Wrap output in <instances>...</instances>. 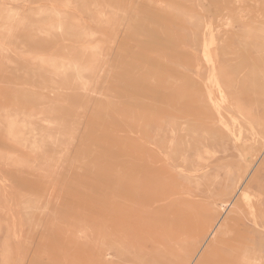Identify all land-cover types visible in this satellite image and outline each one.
I'll use <instances>...</instances> for the list:
<instances>
[{"label":"rangeland","instance_id":"obj_1","mask_svg":"<svg viewBox=\"0 0 264 264\" xmlns=\"http://www.w3.org/2000/svg\"><path fill=\"white\" fill-rule=\"evenodd\" d=\"M261 36L264 0H0V264H195L230 201L198 264L263 263Z\"/></svg>","mask_w":264,"mask_h":264},{"label":"bare ground","instance_id":"obj_2","mask_svg":"<svg viewBox=\"0 0 264 264\" xmlns=\"http://www.w3.org/2000/svg\"><path fill=\"white\" fill-rule=\"evenodd\" d=\"M237 1V0H236ZM44 5V4H43ZM208 31V30H207ZM254 31H256V28H255V26L254 25H250V26H248V27H246V32L248 33V34H250L251 32H252V34H253V32ZM215 34V33H214ZM250 36H252V35H250ZM213 39V38H212ZM249 39H250V37H249ZM259 39L261 40L260 42H261V48L262 47H264V37L263 36H261V37H259ZM15 40V39H14ZM207 40V39H206ZM257 40V39H256ZM130 41V40H129ZM250 42H251V40H250ZM254 42V41H253ZM253 42H251V43H253ZM206 43V42H205ZM250 44V43H249ZM254 44H256V43H254ZM258 44V43H257ZM207 46V45H206ZM215 46V45H214ZM253 47V46H252ZM205 49V48H204ZM207 49H208V47H207ZM206 51V50H205ZM215 51V50H214ZM131 52V51H130ZM203 52V51H202ZM232 55V54H231ZM201 56H203V55H201ZM208 56V55H207ZM232 57H233V55H232ZM210 59V58H209ZM213 60H214V58H212ZM235 59V58H234ZM212 60V61H213ZM211 61V60H210ZM204 63H206V62H204ZM212 63H214V62H212ZM254 65H251L250 66V70L249 71H251L252 69H254ZM212 69H213V66H212ZM260 70V69H259ZM213 71V70H212ZM256 71V70H255ZM258 72H260V71H258ZM108 73V72H107ZM250 73V72H249ZM216 74V73H215ZM257 74V73H256ZM212 76H213V78H212ZM211 77H210V79L212 80H215V76L214 75H212ZM263 76H264V74H263ZM261 77V76H260ZM221 78H222V76H221ZM78 79L79 80H82L80 77H78ZM123 79V78H122ZM216 79H217V77H216ZM230 79H232V78H230ZM213 82V81H212ZM216 82H217V84H218V80H216ZM216 82H214V83H216ZM204 83V82H203ZM205 83H206V81H205ZM235 83V82H234ZM238 83V82H237ZM83 86H85L84 84H83ZM213 86V85H212ZM207 87V86H206ZM219 87H220V85H219ZM208 88V87H207ZM217 88V87H216ZM211 90V89H210ZM210 90H207V94L209 95V96H211L213 93H212V91H210ZM218 90V89H217ZM80 91V90H79ZM221 94V93H220ZM218 95V94H217ZM214 96V95H213ZM218 98H219V96H218ZM210 99H211V97H210ZM220 99V98H219ZM224 100H227V99H224ZM223 101V100H222ZM212 103V102H211ZM229 103V102H228ZM215 104V103H214ZM220 104H222V102L220 103ZM213 105V104H212ZM217 105H218V102H217ZM215 106V105H214ZM220 106V105H219ZM218 107V106H217ZM194 108V107H193ZM215 109V108H214ZM220 111V110H219ZM239 111V110H238ZM218 112V111H217ZM215 113V112H214ZM228 113V112H227ZM218 114V113H217ZM230 115V114H229ZM221 116V115H220ZM242 117V116H241ZM218 118V117H217ZM244 118V117H243ZM242 119V118H241ZM220 120V119H219ZM218 120V122L220 123V121ZM232 120V119H231ZM243 120V119H242ZM245 120V119H244ZM246 121H248V120H246ZM255 122V121H254ZM226 123V122H225ZM232 123V122H231ZM258 123V122H257ZM222 124V123H221ZM247 124H249V126H251L250 125V123L248 122ZM227 125V124H226ZM226 125L225 124H222V126H224V127H226ZM73 126V125H72ZM251 128V127H250ZM225 129V128H224ZM226 129H228L227 127H226ZM225 129V130H226ZM233 129V128H232ZM259 129V128H258ZM251 130V129H250ZM95 131V130H94ZM99 131H100V129H99ZM108 132V131H107ZM228 133H229V131H227ZM254 132V131H253ZM230 134H231V132H230ZM255 135V134H254ZM235 141V140H234ZM239 141V140H238ZM237 141V142H238ZM264 142V141H263ZM70 143V142H69ZM236 143V142H235ZM236 145V144H235ZM256 145V144H255ZM34 148V147H33ZM36 151V150H35ZM263 153V152H262ZM141 158V157H140ZM226 161L224 162V163H221V162H219V169H217V171H216V173H215V178H217V180H218V184H217V195H222L223 193V195H227V194H229V193H232L233 191H236L237 193H241V192H243L242 190H241V188H240V185L242 186V180H241V177H240V175L238 174V172H237V163L235 164V160L232 158V156L231 155H227L226 156ZM260 159V158H259ZM259 161V160H258ZM257 163V162H256ZM190 175V174H189ZM244 182V181H243ZM234 183H236V185L234 186V187H236V186H238L236 189H234L233 190V188H232V186H233V184ZM244 184V183H243ZM231 185V186H230ZM185 189V188H184ZM183 191H185L186 192V190H183ZM195 192V191H194ZM184 193V192H183ZM239 193V194H240ZM243 198H244V196H245V193L243 192L242 193V195H241ZM241 196H240V199H241ZM216 200H217V198H215ZM178 200V199H177ZM219 200V199H218ZM122 201V200H121ZM157 201H159L158 199H157ZM179 201V200H178ZM162 202H164V204H166V206L170 209V210H172V208H173V206L176 204V202L174 203V201H172L171 199H169L168 197H165L164 198V200L162 201ZM229 202V201H228ZM158 204V203H157ZM161 205L163 204V203H160ZM159 204V205H160ZM220 206H222V215H221V217L218 219V220H216V222H214V224H212L211 222V220H209V221H207V223H206V225H210V226H208V229H207V234H206V238L204 239V241H203V243H202V246L198 249V250H196V252L194 253V254H192V260H193V262L195 263V264H198L201 260H203V259H206L205 258V252H204V250H205V248L208 246L210 249H211V251L210 252H212L213 250H214V247H215V243L218 241V237H219V235H220V233H219V231H218V233H217V226L218 225H220L222 222L225 224V225H227V224H229V222H231V215L234 213L233 211L234 210H236V208L238 209V203H235L234 204V206L229 210L228 208L229 207H231L232 206V201H230L229 202V204H227V205H225L224 206V203H220L219 204ZM141 207V206H140ZM165 207V206H164ZM209 208H210V211H209V216H213V211L212 210H214V208L213 207H211V205L209 206ZM144 209H145V207H144ZM153 209H155V208H153ZM157 209V208H156ZM164 209V208H163ZM209 210V209H208ZM155 211V210H154ZM167 211V210H166ZM224 215H226V217H224L223 218V216ZM222 223V224H223ZM254 223H255V225H256V223L257 222H255L254 221ZM223 224V225H224ZM213 225V226H212ZM228 226H230V225H228ZM209 230V231H208ZM100 236V235H99ZM207 254V253H206ZM248 254V253H247ZM108 256V255H107ZM250 256V255H249ZM182 257V256H181ZM200 259V260H199ZM199 260V261H198ZM247 260V259H246Z\"/></svg>","mask_w":264,"mask_h":264},{"label":"crops","instance_id":"obj_3","mask_svg":"<svg viewBox=\"0 0 264 264\" xmlns=\"http://www.w3.org/2000/svg\"><path fill=\"white\" fill-rule=\"evenodd\" d=\"M239 260H241V262H238L237 264H255V263H257V264H263L264 263V262L263 263L262 262H253L255 260H253L252 258H248L246 260V258H244V257H241V259H239ZM239 260H237V261H239Z\"/></svg>","mask_w":264,"mask_h":264}]
</instances>
